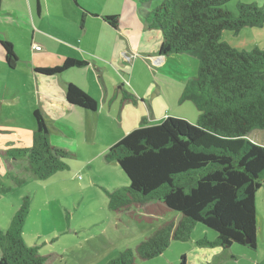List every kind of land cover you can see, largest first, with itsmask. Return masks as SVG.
I'll use <instances>...</instances> for the list:
<instances>
[{
  "label": "trees",
  "instance_id": "trees-1",
  "mask_svg": "<svg viewBox=\"0 0 264 264\" xmlns=\"http://www.w3.org/2000/svg\"><path fill=\"white\" fill-rule=\"evenodd\" d=\"M149 1L138 0L141 5ZM228 1L165 0L153 9H140L141 24L161 38L157 54L195 60V71L173 74L166 82L183 85L181 97L190 100L199 115L192 123L171 115L152 125L142 119L141 126L104 153L105 160L115 161L129 180L125 195L110 193L115 210L155 200L178 214V219L159 225L106 264H136L155 258L172 241H187L197 226L204 229L199 245L256 247L255 197L264 182V146L246 137L264 129V51L238 50L221 41V34L264 22V5L240 3L235 16L222 8ZM103 17L113 27L120 22L118 14ZM3 46L6 64L14 68L17 55L9 42ZM85 62L66 58L60 66L35 71L54 76ZM124 95L137 103L134 94ZM65 98L86 110L97 107L95 99L72 83L66 85ZM32 117L35 127L29 147L1 153L16 164L15 170L46 179L66 166L70 153L51 144L40 108L32 111ZM7 175L16 185L25 181ZM10 191V186H1L0 199ZM29 205L25 197L9 225L0 230V264L46 262L37 246L28 245L23 237ZM205 231L215 237L210 239Z\"/></svg>",
  "mask_w": 264,
  "mask_h": 264
},
{
  "label": "rangeland",
  "instance_id": "rangeland-1",
  "mask_svg": "<svg viewBox=\"0 0 264 264\" xmlns=\"http://www.w3.org/2000/svg\"><path fill=\"white\" fill-rule=\"evenodd\" d=\"M163 1L165 0H151L141 5L138 0H84V5L99 14L116 12L120 16V30L117 32L119 38L115 36L114 39L121 44L122 50L117 52L119 61L114 63L115 67L110 68L98 58L81 51L78 43L80 38L73 24H80L86 19V23L89 22L90 34L94 32L96 24L105 23L101 15L91 16L75 7L71 0H49V16L58 20H51V26L54 25L59 31L50 27L45 20L43 22L46 27L43 29L52 31L53 35L50 34V37L53 40H64L66 46L58 51L59 46L52 41L53 51L44 53V57L59 56L57 53L64 52L90 61L86 66H79L65 73L63 79L59 78L52 84L65 90L63 81L71 82L89 96L100 100L101 105L99 104L96 114H93L83 108H68L60 103L57 106L50 104L49 114L52 116L45 117L52 120L47 128L53 141L57 146L77 148L79 154L66 158L67 166L46 179L37 178L22 169L15 170L16 164H11L9 158L1 153L6 149L29 147L35 127L32 111L40 108L41 104L38 89L31 76V68L26 63H17L13 73L0 70V187H11L10 192L1 194L0 230L9 225L21 202L25 197L28 198L30 205L23 224V237L28 245L37 246L38 253L46 257L44 264H105L118 252L127 246H134L176 214L162 208L163 204L155 200L139 208L115 210L110 205V193L125 195L127 190L124 189L128 188L129 180L115 161L108 162L104 158V153L110 146L133 128L141 126L142 119H145L148 125L162 121H153L147 113L146 101L152 96L160 99V104L166 107L165 113L162 114L184 118L191 123L198 118L199 112L194 104L181 97L184 86L165 82L167 79L160 77L161 72L148 63L149 61L153 64V57L139 53L142 52L138 47L139 41L144 39V36L137 27L135 13L138 16L140 9H153ZM240 3L263 6L264 0H230L222 5V8L236 16ZM16 6L17 3L10 4L11 8H17ZM137 19L140 21L139 17ZM3 21H9L8 28L19 39L24 38L22 43L27 45L28 49L39 51L40 40L48 44L40 35L43 32L41 30L38 31L37 40L30 44L27 39L31 29L24 21L22 23L28 32L16 26L15 22L21 20L14 16ZM65 21L68 24L63 23ZM109 29L114 32L111 27ZM96 33L98 38L110 47L111 38L102 35L100 31ZM221 41L238 50L258 49L263 52L264 22L244 26L237 32L225 30L221 34ZM100 52L104 56L109 54L102 49ZM157 60L159 58H154V61ZM49 65L55 67L61 64L52 61ZM36 66L44 67L39 61ZM190 68V65L185 67L186 70ZM102 84L110 93L106 97ZM125 92L136 95L144 104L135 105L122 101L121 97ZM41 96L46 106L48 98ZM154 104L159 108L157 101H154ZM246 138L264 146V129L253 130ZM7 172L23 177L25 181L16 185ZM255 208L256 248H259V258L264 261V183L256 194ZM133 214H136L137 218H133ZM213 249L196 245L192 240L174 242L166 251L163 261L180 260L182 264L186 259L187 264H194V260L199 264H212L206 258L218 259L219 255H213L226 252L220 246L217 247V252L212 251ZM242 249L244 252H250L247 247ZM231 253L234 254L233 251ZM196 254H202L201 259ZM236 255H233L236 264H248L246 257L238 253ZM136 262L162 264V258ZM234 262L229 263L235 264Z\"/></svg>",
  "mask_w": 264,
  "mask_h": 264
},
{
  "label": "crops",
  "instance_id": "crops-1",
  "mask_svg": "<svg viewBox=\"0 0 264 264\" xmlns=\"http://www.w3.org/2000/svg\"><path fill=\"white\" fill-rule=\"evenodd\" d=\"M71 1L75 7L80 8L85 13H87L91 16L97 17V16L101 15L103 21L105 22L102 25L96 24L94 27V32L90 33V34H88L89 22L86 23V19H84L80 24H78L76 22L73 23L75 28H76L77 34L79 35V38H80L78 40V43H79V48L81 49V51L85 54L90 55L91 57L98 58L99 61H102L103 63H105V65L107 67H110V68L112 66L115 67L114 63L119 61L118 53L122 50L121 49L122 46L119 42H117L114 39V37L116 36L117 38H119L117 32L120 30L119 25L121 24V22L118 23L117 27H113L111 24H109L108 22L105 21L103 16L107 15V14H117V13L116 12H102L101 14H99L98 12L91 10L88 6L84 5L85 4L84 0H81V1L80 0H71ZM11 3H17V6H16L17 8H14V7L11 8L10 7ZM50 9H51V6L49 4V0H19L18 2H16L15 0H7V2L0 0V70H4L6 73H13L16 71V64L17 63H26L31 68V76L35 81L36 87L38 89V93L40 95L39 96V103L41 104L40 109L42 110L45 119H46L45 116L51 115V114H49V108L51 109V105L57 106L60 103L63 106L68 107V108L78 107V106H75V105L67 102V100L65 98V90H62V88L55 86L54 84H52V82L56 81L59 78L63 79L65 73H67L69 71H73L74 68L79 67V66H75L73 68H70V69L66 70L65 72L60 73L58 75L51 76V75H44V74H41V73H38L35 71V69L37 68V66H36L37 61H39V63L44 66V67H40V68H48L49 66H54V65H49L52 63V61H58L61 64L62 61L66 58H73V59H77L80 61H86L84 65H81V67L86 66V65H88V63H90V61L87 59H79L76 56H73L72 54L71 55L65 54L64 52L57 53L59 56H53V57L46 56V57H44V53L48 54L49 52L51 53L53 51V48L51 46L52 41H54L59 46L58 51H61V48L66 46L65 45L66 42L64 40H60V39L53 40L50 37V34L53 35L52 31H50V30L44 31V29H43L46 27V25L43 22V20H45L49 23L50 27H52L56 31H59L58 29H56L57 27H55L54 25L51 26V22H50L51 20H54V21H58V20H55L54 18L49 16ZM143 10H145V8H143ZM13 16L15 18L21 20V21H16L15 24L22 31L28 32L25 29L26 26L22 23L23 21L27 25L30 26L29 28L31 29V33H30V37L27 39V41H29L30 44L32 43V41L37 40L36 37H37V34H39L38 31H40V30L43 31V32H41L40 35L46 39L48 44H45L40 40L39 45H40L41 49L39 51L38 50L32 51L31 48L28 49L27 45L22 43V39H24V38L19 39V37L15 36L11 32V30L8 28L9 21H6V22L3 21L4 19L6 20V19L13 17ZM131 19H134V18L131 17ZM135 19H136V22L139 26L136 24V22H135V24L137 25V27L139 28V31H141L143 36H144V39H142V40L140 39V41H139L138 47H139V50L142 51L139 53L153 57L152 58L153 64L149 61H148V63L153 68L158 69L161 72L160 77H162L164 79H168V77H172L173 74L177 75V76H179L182 73L187 75L189 72L192 73L193 71H195V60L189 56H183V55H180V56H164V55L157 54L158 49H159V45H160V41H161L159 33L157 31H154V30H152V31L148 30V28L145 25H142L141 22L138 21L136 13H135ZM66 22L67 21H65L63 23L68 24ZM56 26H58V25L56 24ZM109 27L114 29V32L111 31L109 29ZM69 31H70V29H69ZM95 31L96 32L100 31V33L102 35H106V36L111 38L110 47H108L105 43H103L100 40V38H98V35ZM84 38H85V40H84ZM4 41L9 42L11 44L15 54L18 57V61L16 62L14 68H9L6 64V61H5L6 52H5V49L3 46ZM100 49L109 53L108 54L109 56L108 55L104 56L100 52ZM24 53H26V56H24ZM20 54H21V56H20ZM154 58L155 59L159 58L160 61L159 60L154 61ZM187 65L191 66L190 70L185 69V67ZM63 83L65 85H67L68 83H71V82L63 81ZM102 85H103L102 89L104 90L103 94L106 97V95H108L110 93L108 91V88L105 87L104 84H102ZM65 89H66V87H65ZM41 95H45L46 98H48V102L45 101L46 102L45 104H47L46 106H44V102L42 101ZM93 99H95V98H93ZM136 99H137V96H136ZM121 100L122 101H129V100L125 99V95L124 96L122 95ZM147 100L148 101H146V109H147V113L150 114L152 120L157 121L158 119H160V120L163 119L166 116V114H162V112L165 113L166 107L164 105L160 104L161 100L157 99L156 97H153V96L150 99L148 98ZM99 101L100 100H96L97 107L94 111L89 110L91 113L96 114L98 108L100 107L99 104L101 105V103ZM154 101H157V105H159L158 106L159 108H157L155 106L156 104H154ZM129 102H131V101H129ZM133 104H135V105L141 104L142 105V104H144V101L142 99H139V100L137 99V103H133ZM78 108H80V107H78ZM61 110L62 109H60V111ZM51 122H52V120H47V126L49 124H51ZM49 138H50L51 144H53L56 147H60V148L67 150L70 153L69 157L76 156L79 154L77 148L72 149V148L57 146L58 144H56L53 141L50 132H49ZM66 166H67V162H66ZM128 185H129V181H128ZM126 189H127V187L124 189V191ZM161 207L166 209V210H169L168 208H166L165 205H161ZM136 208H139V207H136ZM132 217L137 218V215L133 214ZM172 219L173 220L178 219V214L176 213L174 218H172ZM256 226H257V219H256ZM203 233H204V229H201L200 227L197 226L193 229L191 236L187 241L192 240L194 242V244L199 245V244H197V241L202 237ZM149 234H147V235H149ZM256 234H257V228H256ZM206 235L210 239H213L215 237V233L206 232ZM174 242H179V241H172L170 243V245L165 249V251L161 255H159L155 258H152L150 260H146L145 262L162 258V264H180V262H179L180 260L179 261H174V260H171V261H165L164 260L163 261V259H164L163 257L167 254L166 251L172 247ZM182 242H185V241H182ZM199 246H205V245H199ZM127 247H132V246H127ZM206 247H209L210 249L214 248L212 251H216L217 247H219V246H217V247L216 246H206ZM256 247L254 249L247 247L248 250H250V252H244V250L242 248H246V246H243V245H236V246H232L229 248L221 247L226 252H217L216 251L217 253L214 254L213 256L219 255L218 259H216V257H214L213 259H210V258H206V259L208 261H210V263H212V264H231L229 262H232V263L234 262L233 261L234 260L233 255L234 254L236 255V253H238L239 255H242V256L246 257L247 260H249V261H247L248 264H264V261L262 260V258L260 259L258 256L257 249H259V248H256ZM229 251H230V253H229ZM231 251H233L234 254L231 253ZM120 252H118L117 255ZM210 252H211V250H210ZM245 253H247V254H245ZM196 255L198 256V258L201 259L200 256H202V254H199V255L196 254ZM236 257H238V256L236 255ZM219 258H220V260H219ZM234 263L236 264V262H234ZM136 264H137V262H136ZM185 264H187L186 259H185ZM194 264H199V263H198V261L194 260Z\"/></svg>",
  "mask_w": 264,
  "mask_h": 264
},
{
  "label": "water",
  "instance_id": "water-1",
  "mask_svg": "<svg viewBox=\"0 0 264 264\" xmlns=\"http://www.w3.org/2000/svg\"><path fill=\"white\" fill-rule=\"evenodd\" d=\"M249 242V240L248 239H246V243H248Z\"/></svg>",
  "mask_w": 264,
  "mask_h": 264
}]
</instances>
